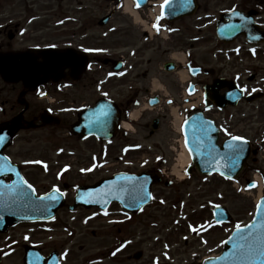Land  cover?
<instances>
[{
  "label": "flooded vegetation",
  "instance_id": "obj_1",
  "mask_svg": "<svg viewBox=\"0 0 264 264\" xmlns=\"http://www.w3.org/2000/svg\"><path fill=\"white\" fill-rule=\"evenodd\" d=\"M165 1L0 0V53H30L19 61L30 67L43 66L42 52L62 54L47 83L0 76V127L24 124L2 157L39 197L59 188L69 199L97 176L172 181L169 165L194 115L211 122L201 125L205 142L246 141L242 178L262 176L264 191V0H178L170 18ZM30 228H11L10 243L0 235V264H42L58 251Z\"/></svg>",
  "mask_w": 264,
  "mask_h": 264
},
{
  "label": "rangeland",
  "instance_id": "obj_2",
  "mask_svg": "<svg viewBox=\"0 0 264 264\" xmlns=\"http://www.w3.org/2000/svg\"><path fill=\"white\" fill-rule=\"evenodd\" d=\"M67 2L73 0H64L63 5ZM50 140L58 142L56 138ZM22 145L25 147L20 150L29 154L27 144ZM40 146L41 152L48 155L49 146ZM179 154L180 149L169 172L180 166ZM181 169L179 173L184 174ZM177 181L172 188L157 187L155 202L142 215L130 217L116 206L108 217L96 210L80 209L73 214L65 210L53 231L44 232V236L50 246L64 253V264H201L226 248L236 225L244 227L253 221L259 197L245 188V181L228 183L196 171L189 180L180 182L178 177ZM219 205L227 207L234 217L233 224L214 225L213 210ZM111 221L118 223L113 225ZM25 231L20 228L14 232L21 235ZM35 237L38 240L40 234ZM4 240L12 241L9 237ZM140 252L143 256L136 261L134 255Z\"/></svg>",
  "mask_w": 264,
  "mask_h": 264
},
{
  "label": "water",
  "instance_id": "obj_3",
  "mask_svg": "<svg viewBox=\"0 0 264 264\" xmlns=\"http://www.w3.org/2000/svg\"><path fill=\"white\" fill-rule=\"evenodd\" d=\"M169 9H167L168 11ZM45 62L42 67H36L33 66V64L28 67H22L19 65V61H27L29 60V55H26L23 58H18L13 55H2L0 54V75L4 78L5 81H9V79H12L15 75H19L21 72V75L25 79H29L31 77L36 76V78H39L40 75H43V78H50L53 75H55L58 70H59V64L58 61H60V58L62 57V54L57 53V52H47L43 55ZM32 60V59H31ZM28 75L30 78H28ZM14 131L11 133L13 134ZM198 142V141H197ZM192 147L194 149L200 150V145L199 144H192ZM192 149V151L195 153L194 154V160L199 168V170L202 173H212V172H220L223 173L226 177H234L236 176L240 171L243 166V163L245 162V158L240 156L238 160H235L232 157H227L228 154H224L223 156L219 154L220 158H209L207 161L200 157L199 159L198 154H196L195 150ZM205 156V155H203ZM207 157V155H206ZM144 183L146 185H151L154 182L157 183V181H150L147 178L143 179ZM113 183V182H112ZM119 187L117 191L115 188ZM122 184L121 183H116L115 187H113L112 192H116L119 196H122L124 193L120 194ZM141 186L126 197L128 199H134L138 198L140 199L139 201L143 202L144 205L149 202L151 196L149 190H145L143 188V191L140 190ZM101 189V188H99ZM124 189V187H123ZM127 193V192H126ZM92 194H96L92 193ZM82 198V197H81ZM86 198V197H84ZM82 200H84L82 198ZM86 202V201H82ZM264 204V200L261 202L260 205ZM140 207V205H137V208ZM226 210L225 209H218L216 211V217L217 221L224 220L226 218L225 215ZM230 220V219H229ZM264 224V210H261V208H258L256 220L252 225H255V227L249 231L248 228L245 229V232L243 234H240L238 236L237 232L234 233V235L231 237V239L228 241V246L229 248L223 253V255L215 259L213 261L207 262V264H264V257H260L255 253V251L252 252L251 255H245L241 256V252L245 251L248 249L250 245L254 247H259L260 241H259V236H264V228H261L260 225ZM244 237H248L245 239ZM243 246V247H241Z\"/></svg>",
  "mask_w": 264,
  "mask_h": 264
},
{
  "label": "snow or ice",
  "instance_id": "obj_4",
  "mask_svg": "<svg viewBox=\"0 0 264 264\" xmlns=\"http://www.w3.org/2000/svg\"><path fill=\"white\" fill-rule=\"evenodd\" d=\"M139 6V5H137ZM104 115H107V113H104ZM232 139L234 141H239L241 143H246V141H244L241 137H238V136H233ZM2 138H0V143H2ZM229 149H231L232 151V155H233V158H234V162L235 160H238L239 159V153L242 151V149L239 147L238 144H229L228 145ZM6 159V158H5ZM47 166L45 165V168ZM0 174H2V170H0ZM221 175H223V173H221ZM25 184H27V181H24ZM27 187L32 189V192L35 193V189L32 187L31 184H27ZM54 192L56 193H59L60 195H64L63 193L60 192L59 188H56L54 189ZM27 194L26 193H21L20 196L21 198L25 197ZM39 200H55V199H58V196H54V195H49L47 197H38ZM30 203V202H29ZM28 206V205H26ZM261 208V210H264V204L260 205L259 206ZM255 227V225H248L247 228L249 229V231L251 232V230ZM261 228H264V224L260 225ZM236 232L238 234V236L240 234H243L245 232V229L242 228L240 225H236ZM245 239H247L248 237H244ZM259 241H260V245L259 247H254L252 245H250L248 247L247 250L241 252V256H245V255H251L253 251H255V253L257 255H259L260 257H264V236H259ZM243 247V246H241Z\"/></svg>",
  "mask_w": 264,
  "mask_h": 264
},
{
  "label": "bare ground",
  "instance_id": "obj_5",
  "mask_svg": "<svg viewBox=\"0 0 264 264\" xmlns=\"http://www.w3.org/2000/svg\"><path fill=\"white\" fill-rule=\"evenodd\" d=\"M191 161L192 160H191L189 154L187 153V151L185 150V147H184V150H183L182 154L179 156V165L182 167V169H181L182 172H183V170L185 168H187L191 164ZM176 166L178 168L180 167L178 165H176ZM177 167H175L176 174L178 175V177L180 178V180L183 181V179L185 178V175L180 174Z\"/></svg>",
  "mask_w": 264,
  "mask_h": 264
}]
</instances>
